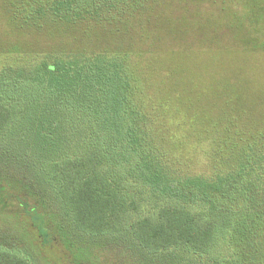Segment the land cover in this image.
Masks as SVG:
<instances>
[{
  "label": "trees",
  "instance_id": "16d2710c",
  "mask_svg": "<svg viewBox=\"0 0 264 264\" xmlns=\"http://www.w3.org/2000/svg\"><path fill=\"white\" fill-rule=\"evenodd\" d=\"M158 4L2 0L13 30L37 43L30 58L0 68V194L10 186L18 189L12 216L42 214V220L32 218L40 245L47 244V235L60 237L73 263H89L104 248L120 263L247 264L243 227L264 223V203L250 196L247 183L254 176L264 189V134L245 142L237 158L213 175L176 173L154 143L157 119L137 102V82L146 83L150 72L140 65L142 81L127 57L107 54L100 45L101 37L120 26L148 23ZM236 82L229 80L231 87L224 84L222 90L230 103L246 93ZM69 118L87 123V144L73 156L54 158L55 150L72 141L64 124ZM22 235L24 243L19 233L0 225V264H39L32 249L38 243ZM262 235L255 251L260 260ZM219 241L227 245L228 257L208 262Z\"/></svg>",
  "mask_w": 264,
  "mask_h": 264
},
{
  "label": "rangeland",
  "instance_id": "374dc122",
  "mask_svg": "<svg viewBox=\"0 0 264 264\" xmlns=\"http://www.w3.org/2000/svg\"><path fill=\"white\" fill-rule=\"evenodd\" d=\"M156 2L159 4L148 13V23L138 25L135 21L120 26L109 36L101 37L100 45L107 54L116 52L127 57L138 69L142 81L145 71L140 65H145L150 72L146 83L137 82V102L157 119L151 131L166 163L181 175L210 176L235 160L245 142L264 134V103H261L264 102V0ZM3 13L0 0V68L17 64L22 57L30 58L34 54L30 47L37 43L32 36L17 34ZM20 50L27 52L20 53ZM229 80L237 81L239 87L246 89L245 95L236 96L235 103L221 97L224 84L231 87ZM261 99L263 101L258 102ZM227 106L233 107V111L226 112ZM259 106L263 111L258 110ZM64 124L66 137L72 141L61 145L57 152L55 150L54 158L73 156L87 144L89 129L86 122L69 118ZM263 164L261 161L262 174ZM257 168L259 163L255 162ZM247 178L250 196L263 204L264 189L258 187L254 176ZM133 191V188L129 189L131 195ZM4 194H0V225L19 233L21 240L25 239L22 234L32 235L38 243L32 249L39 264L120 263L110 258L116 257L112 250L104 248L103 255L94 254L89 263L70 262L73 253L60 237L59 241L47 235V244L40 245L43 244L42 236H37L32 218L37 216L42 220V214L24 212L20 218L12 216L13 210L17 209L12 194L17 195L18 189L10 186ZM226 219H230L229 215ZM23 225L28 226V233L20 231ZM243 229L247 242L243 255L246 263H263L255 251L258 239L264 233V223L249 221ZM212 250L208 262L228 257L225 243L219 241ZM121 263L135 264L127 259Z\"/></svg>",
  "mask_w": 264,
  "mask_h": 264
}]
</instances>
